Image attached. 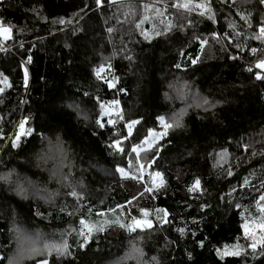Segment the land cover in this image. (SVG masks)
Listing matches in <instances>:
<instances>
[{"label":"trees","instance_id":"obj_1","mask_svg":"<svg viewBox=\"0 0 264 264\" xmlns=\"http://www.w3.org/2000/svg\"><path fill=\"white\" fill-rule=\"evenodd\" d=\"M178 2L183 0H102L97 7L95 0H0V22L12 28L6 40L12 51L0 50V77L7 78L0 92V171L14 169L45 181L29 157L58 139L86 191L76 201L67 197L48 206L16 195L0 180L4 264L13 246V222L29 235L72 226L66 239L72 256L58 260L53 255L50 264H102L126 245L143 246L156 257L155 264H264V246L249 248L241 228L256 215L264 195V80L255 79L254 67L264 57V39H255L264 6L259 0H207L209 9L202 10L194 5L205 0H193L189 11L171 6ZM202 40H207L203 48ZM99 52L107 58L101 60ZM101 65L103 79H98L94 70ZM172 75L191 81L219 104L204 112L188 110L182 127L168 129L158 140L151 169L163 183L151 189L149 179L146 184L119 176L116 167L127 166L131 146L149 129H158L157 117L173 109L164 93ZM113 77L118 80L110 89L104 79ZM113 99L120 101L119 110L107 113L101 105L110 109ZM65 103L80 106L87 118L76 116ZM22 117L28 118L25 127L32 133L13 149L10 134ZM129 121H139L131 134L125 127ZM197 179L200 190L189 193ZM141 208L151 228L129 232L112 223L127 226L133 216L143 219ZM111 212L118 219L79 249L80 219L97 220L99 213ZM236 244L242 249L239 256L217 255V249ZM134 257L122 264H137Z\"/></svg>","mask_w":264,"mask_h":264},{"label":"rangeland","instance_id":"obj_2","mask_svg":"<svg viewBox=\"0 0 264 264\" xmlns=\"http://www.w3.org/2000/svg\"><path fill=\"white\" fill-rule=\"evenodd\" d=\"M107 56L108 55L106 53L99 52V58H101V60H105ZM257 70L260 71L259 69ZM4 82H5V78L3 79L0 77V88H3ZM164 93L165 96L173 103V109L167 114L161 115L164 116L166 121L168 122H172L175 119L174 114H179L181 113V111H183V115L181 117V123H182L183 117L188 112V110L192 109L199 112H204L213 109L216 105L219 104L218 101L210 100L206 96L202 95V93L199 92V90L191 81L185 79L180 75H172L170 78L167 79L164 86ZM205 100L208 102L207 104L203 103V101ZM64 106L68 108L69 111L70 110L74 111L76 113L75 115L78 116L79 118L82 119L87 118L85 111H83V109L80 106L76 104H68V103L67 104L65 103ZM114 112L115 111H107V113H114ZM158 125L159 128L153 130L154 132L159 133L163 131V128L159 121H158ZM144 139L137 145L131 146L128 164L126 167L124 168L120 167V168H122L126 173H128L127 176L128 178L138 177L141 181H144L145 183H146L145 179H149L152 185L151 174L156 172V171L153 172L151 169V165L154 161L152 158L155 157V150L153 149V147L155 146V144L158 142L159 139L152 145L151 148H149L147 144H142ZM59 143L60 141L58 139H55L53 143H50L51 145H48L47 147L43 146V148L40 151L35 152L29 157V164L31 166L36 167L37 170H39V172L45 174V181L34 180L32 178H29L28 176H25L15 171L14 169H7L6 171L5 170L0 171V177L7 178L6 180L5 179H0V180L6 182L8 187L11 189V192L15 193L16 195L24 199L40 201L48 206L56 205L60 201L65 200L67 197H70L74 199L73 201H76L77 200L76 198L78 197L79 194L81 195L86 194L84 183L81 177L75 174V171L72 170V167L74 168V163L70 157L69 158L67 157L66 154L67 151L62 146L63 144L61 143L60 144L61 146H59ZM118 146L120 148L122 145H120L119 143ZM134 146L139 147L140 151L139 152L133 151ZM141 166L143 167L142 174L140 172ZM116 174L122 176L121 173L117 171ZM161 185L162 184H160V186ZM152 188H156V187H153L152 185L151 189ZM71 192H75L77 193V195L75 196L68 195V193ZM258 202L264 203L260 201V199L257 201V203ZM102 214L103 215H100L97 220H91V221L103 224L104 226L106 224L104 223L105 221L111 222L115 219H118L117 215L113 212L109 214L107 213H102ZM256 215H258V213H256ZM10 229L12 231H10ZM10 229H9V233L13 246L9 252L8 258L13 256L16 251V235H17L16 230H19V232L24 233L23 228L20 225H18L16 222H13L11 224ZM71 229L72 226H67L52 233H44L42 235L41 234H34V235L26 234V235L32 237L36 241V243L37 241H40L41 244H59L61 242H66L67 234ZM145 229L148 228H144L143 230ZM136 231H142V230L137 228ZM246 239L249 241V243L251 242L249 238ZM133 246L126 245L121 250V253H119L114 260L106 261L103 262L102 264H116V261L118 260H121L122 263H126L128 260L129 253H131ZM135 246L144 253L143 256L139 257L141 264H155V261L152 260L153 256L150 255L148 256V253L146 252V250H144L143 246L141 247L137 245ZM36 247L38 246L36 245ZM38 248H42V247L39 246ZM135 255L136 254L134 253L132 254V256ZM134 259L135 262L137 263L136 258Z\"/></svg>","mask_w":264,"mask_h":264},{"label":"snow or ice","instance_id":"obj_3","mask_svg":"<svg viewBox=\"0 0 264 264\" xmlns=\"http://www.w3.org/2000/svg\"><path fill=\"white\" fill-rule=\"evenodd\" d=\"M97 7H100L102 5V0H95ZM108 2L111 4L114 2V0H108ZM223 2V0H221ZM260 5L264 6V0H259ZM192 5H193V0H183V2H178L173 5L172 7H177V8H183L186 10L191 11L192 10ZM195 8L202 9V10H207L209 9V5L207 3V0L203 3H196ZM144 7L148 8L151 7L149 5H145ZM159 12V10H157ZM201 15L204 14V11H201ZM241 19H244L247 22V17L244 14H240ZM251 13H248V16H250ZM211 18V17H210ZM147 19V17H145ZM64 21L61 20L60 23H63ZM137 27H139V24H137ZM259 35L255 36V39H264V20L261 21L259 27ZM109 32H112L113 29L109 28ZM164 31H168V29H164ZM12 35V28L11 26L5 25L3 22H0V39L7 40L10 39ZM145 38L148 39L150 38L147 33H144ZM157 35H160L159 32H157ZM213 37L216 36L215 33H212ZM207 43V40H202L201 41V47L203 48L204 45ZM251 53H256L257 49L256 48H251L250 49ZM197 61L193 60L192 63L195 64ZM179 67V65H177ZM254 67L256 69H259L260 71H257L255 73V79L257 80H264V58H260L255 61ZM249 72L252 71V68L247 69ZM104 71V66L101 65L99 69L94 70L95 75L97 76L98 79H103L101 77V72ZM118 78L113 77L111 79H104V83L107 84V86L111 89L116 87ZM7 81V78L5 77V82ZM24 85L25 87L28 86V72L25 69L24 72ZM0 91H3L2 88H0ZM124 89L120 88L118 89V92H123ZM87 95V93L85 94ZM119 100L113 99L110 104L113 106L111 109L107 108L105 105H101L102 109L105 111H118L119 110ZM204 104H207L208 102L205 100L203 101ZM199 106V105H198ZM175 119L172 122L166 121L164 116H158L157 120L160 122L163 131L157 133L154 132L152 129L148 130V136L145 137L144 141L142 144H147L149 148L152 147V145L160 138L163 136H166L168 134V129L170 128H179L182 127L181 123V117L183 115V111L179 114H174ZM28 118L27 117H22L21 120L18 123L17 130L11 135V147L13 149L17 148L19 146V142L22 136L28 135L32 133V129L25 127L26 122ZM109 124H112L113 121L109 120ZM139 123V121H129L125 127L128 128L129 134H131L132 126ZM97 124L100 125V127H103V124L100 123L99 120H97ZM2 138V137H0ZM117 151H121L122 149L119 148L118 142H115ZM111 146V145H110ZM245 149L250 147V145H241ZM133 151L139 152L140 148L134 146ZM159 154V150L157 149V155ZM254 155L256 153H253ZM261 155H264V152L261 153ZM153 160L155 157L152 158ZM116 171L121 173L122 176L127 177L128 173H126L122 168L119 166L116 168ZM141 174L143 173V167L141 166L140 168ZM231 175V171L228 173ZM152 176V185L153 187H159L160 184L163 183L162 179H160L161 174L159 172H155L151 174ZM132 179H139L138 177H131ZM0 179H7L6 177H0ZM146 191H151V189L146 188ZM200 190V181L199 179L195 180L193 184L188 188V192L192 193L194 191H199ZM68 195L75 196L77 193L71 192L68 193ZM260 201L264 202V195L260 196ZM239 207V205H238ZM63 210V209H62ZM140 212L143 216V219H138L137 217L133 216L131 223H128L127 226L125 223L120 222L119 220H116L112 223H116L119 225L121 228L127 227V230L129 232H135L137 228L143 230L144 228H151L152 227V222L149 220L148 217V212L147 210L141 208ZM157 212H164V216L167 217L168 213L165 212L163 209H157ZM257 213L258 215H255L251 219H246L245 222L241 225V228L243 229L245 238H249L251 242L248 244V247L255 250L258 245L264 246V203H257ZM71 214V213H69ZM37 215H40V213L37 212ZM103 215L102 213H99L98 216ZM251 215V214H250ZM166 222V221H162ZM104 223H110L109 221H105ZM80 227L78 231V235L80 237V241L78 243L79 249H84L85 246L89 243L90 239L93 237V234L96 232H102L104 231V226L103 224L87 220L85 218H81L79 221ZM10 231H12L10 229ZM17 231L16 235V251L15 254L11 257L8 258L7 264H24V261L30 260L33 261V264H50L49 262V257H52L55 255V258L58 260H63L65 257H70L72 256V251L70 249V246L66 242H61L59 244H44L42 248L36 247V241L32 238L29 237L28 235ZM178 231L183 234L184 229L180 228ZM201 245L203 244V241L199 242ZM217 255L223 259L225 256H239L241 254L242 249L240 248L239 244L233 245L231 249H229L228 246H225L224 250L221 251L220 249H217ZM136 254L134 258L137 260V264H141V261L139 257L143 256L144 253L137 248L135 245L133 246L131 253H129V257H132V254ZM153 261H156V257L152 258ZM0 264H4L3 260H0ZM116 264H122L121 260L116 261Z\"/></svg>","mask_w":264,"mask_h":264},{"label":"built area","instance_id":"obj_4","mask_svg":"<svg viewBox=\"0 0 264 264\" xmlns=\"http://www.w3.org/2000/svg\"><path fill=\"white\" fill-rule=\"evenodd\" d=\"M0 50L12 51V47L8 44L7 41L0 39ZM23 64L26 66L27 61H24Z\"/></svg>","mask_w":264,"mask_h":264}]
</instances>
